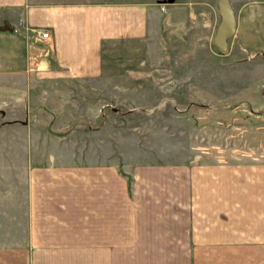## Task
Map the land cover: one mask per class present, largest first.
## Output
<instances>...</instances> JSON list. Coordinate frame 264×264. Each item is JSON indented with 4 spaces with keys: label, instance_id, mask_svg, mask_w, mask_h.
I'll use <instances>...</instances> for the list:
<instances>
[{
    "label": "crops",
    "instance_id": "0c3cea01",
    "mask_svg": "<svg viewBox=\"0 0 264 264\" xmlns=\"http://www.w3.org/2000/svg\"><path fill=\"white\" fill-rule=\"evenodd\" d=\"M217 1L0 0V264H264V121L244 146L163 157L53 100L102 75L104 42L188 41ZM230 4L264 58V0Z\"/></svg>",
    "mask_w": 264,
    "mask_h": 264
},
{
    "label": "rangeland",
    "instance_id": "374dc122",
    "mask_svg": "<svg viewBox=\"0 0 264 264\" xmlns=\"http://www.w3.org/2000/svg\"><path fill=\"white\" fill-rule=\"evenodd\" d=\"M217 26L182 43L104 42L102 75L62 82L53 100L70 101L63 117L79 124L92 116L91 126L105 122L112 142L163 157L199 146H244L245 132L264 121V58L249 57L233 36L232 52L219 51L212 43Z\"/></svg>",
    "mask_w": 264,
    "mask_h": 264
},
{
    "label": "water",
    "instance_id": "95a60500",
    "mask_svg": "<svg viewBox=\"0 0 264 264\" xmlns=\"http://www.w3.org/2000/svg\"><path fill=\"white\" fill-rule=\"evenodd\" d=\"M172 1V0H168ZM218 13L220 15V22L216 28V32L212 38V43L221 52L228 50V40L236 31V19L234 10L230 4V0H218L217 1ZM2 30L15 29L14 25L6 20L3 25H0Z\"/></svg>",
    "mask_w": 264,
    "mask_h": 264
},
{
    "label": "built area",
    "instance_id": "2783aa9c",
    "mask_svg": "<svg viewBox=\"0 0 264 264\" xmlns=\"http://www.w3.org/2000/svg\"><path fill=\"white\" fill-rule=\"evenodd\" d=\"M34 32L38 33L41 37H47L48 36V33L47 32H44V31H37V30H34Z\"/></svg>",
    "mask_w": 264,
    "mask_h": 264
}]
</instances>
